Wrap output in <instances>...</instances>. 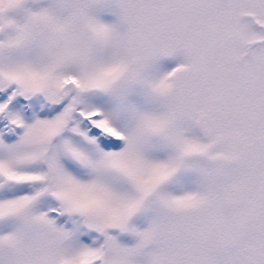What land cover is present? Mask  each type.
Segmentation results:
<instances>
[{"label":"snow or ice","instance_id":"obj_1","mask_svg":"<svg viewBox=\"0 0 264 264\" xmlns=\"http://www.w3.org/2000/svg\"><path fill=\"white\" fill-rule=\"evenodd\" d=\"M0 264H264V0H0Z\"/></svg>","mask_w":264,"mask_h":264}]
</instances>
